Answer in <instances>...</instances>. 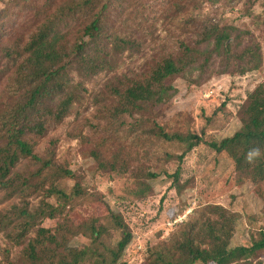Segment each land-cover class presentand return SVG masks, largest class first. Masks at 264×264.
Masks as SVG:
<instances>
[{"label": "trees", "instance_id": "obj_1", "mask_svg": "<svg viewBox=\"0 0 264 264\" xmlns=\"http://www.w3.org/2000/svg\"><path fill=\"white\" fill-rule=\"evenodd\" d=\"M172 1L66 0L55 8L48 0L40 6L35 4L37 0L23 5L14 1L12 12L0 15V188L10 195L42 193L37 209L13 208L0 214V233L6 241L24 245L22 264H127L122 257L132 234L122 218L104 206L102 192L107 185L102 184L100 192L87 191L79 176L59 167L52 148L41 155L36 146L52 124L62 123L76 106L84 104L87 83L117 72L125 54L132 58L140 53V44L115 24L124 22L125 15L139 32L153 30L157 21L149 8ZM24 13L32 17L35 28L25 40L13 41L6 24L12 21L9 29L20 31L25 26L20 19ZM262 62V45L250 31L218 22L203 25L190 42H181L171 53L154 56L135 75L115 78V84L107 82L104 92L111 102L107 106L110 135L115 143L133 137L140 146L177 147L179 155L163 153L167 162L178 163L169 177L173 184L179 182L186 157L206 145L232 162L236 185L251 183L258 188L264 185V161L249 166L244 154L252 147L264 149V108L249 128L242 126L218 142H205L194 134H167L153 116L174 97L178 79L199 86L214 75L243 77L259 71ZM143 151L147 156L148 151ZM22 160H28L34 172L9 177ZM123 163L119 164L115 154L110 165L118 175H125L128 168ZM150 170L139 175L149 181L157 179L158 174ZM65 179L73 182L67 190L57 185ZM260 196L264 200V192ZM98 203L106 210L102 221L71 224V231L61 225L50 243L27 238L44 220L68 224L69 216L78 208ZM238 220V215L224 207L206 206L195 219L180 226L169 244L149 251L144 264H259L264 232L258 231L259 243L231 247ZM113 233L117 240L112 239ZM76 237L84 238L89 246L74 248L71 242Z\"/></svg>", "mask_w": 264, "mask_h": 264}, {"label": "rangeland", "instance_id": "obj_2", "mask_svg": "<svg viewBox=\"0 0 264 264\" xmlns=\"http://www.w3.org/2000/svg\"><path fill=\"white\" fill-rule=\"evenodd\" d=\"M14 1L23 5L30 0H0V15L7 10L11 13ZM45 1L37 0L35 4L40 6ZM64 1L48 0L52 8ZM214 2L173 0L162 7L152 6L148 11L157 22L153 30L145 29L144 33L139 32L130 19L125 20L124 15V22L115 26L140 44V53L132 58L125 54L117 72L102 74L87 83L89 92L84 104L74 106L70 117L60 124H52L47 135L37 142L38 154L52 148L59 167L79 176L87 191L100 192L101 185H107L102 192L104 206L120 216L132 234V241L122 257L123 263L144 264L149 251L169 244L177 237L180 226L195 219L206 206H221L239 216L231 247L259 243L258 231L264 232V200L260 196L264 185L258 188L251 183L236 185L232 162L225 155H216L206 145H201L183 161L179 182L173 184L169 177L174 174L178 163L175 160L167 162L163 153L179 155L177 147L140 146L141 143L133 137L127 142L115 143L109 131L107 106L111 102L106 99L104 87L108 83L115 84V78L135 75L154 56L171 53L181 42H190L194 32L210 22L250 31L262 45V68L243 77L214 75L199 86L178 79L174 82L176 94L156 109L153 120L167 134H194L205 142H218L242 126L249 128L259 117L264 108V0ZM20 19L25 21L20 31L9 29L12 21L6 24L13 41L25 40L36 25L27 13ZM217 65H214L215 69ZM143 150L148 151L147 156ZM115 154L119 164L126 163L127 174L118 175L110 165ZM148 169L158 174L157 179L149 181L139 175ZM34 170L28 160H22L9 177L14 174L27 176ZM57 185L67 190L73 182L65 179ZM140 189L143 193L139 192ZM41 200V191L10 195L0 188V214L10 213L13 208L33 211L40 206ZM104 206L98 203L78 208L69 216L68 224L44 220L27 238L50 243L61 225L71 231V224L102 221L106 214ZM112 239L117 240V234L113 233ZM71 245L78 249L89 246L82 237L74 238ZM23 249V244L14 246L0 233V264H22ZM258 263L264 264V251L259 254Z\"/></svg>", "mask_w": 264, "mask_h": 264}, {"label": "clouds", "instance_id": "obj_3", "mask_svg": "<svg viewBox=\"0 0 264 264\" xmlns=\"http://www.w3.org/2000/svg\"><path fill=\"white\" fill-rule=\"evenodd\" d=\"M261 161H264V149L260 147L249 148L244 154V162L249 166L255 167Z\"/></svg>", "mask_w": 264, "mask_h": 264}]
</instances>
